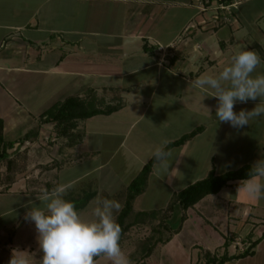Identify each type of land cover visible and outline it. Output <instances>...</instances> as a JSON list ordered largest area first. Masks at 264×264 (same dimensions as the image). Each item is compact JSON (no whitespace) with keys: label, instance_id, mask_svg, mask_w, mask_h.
I'll use <instances>...</instances> for the list:
<instances>
[{"label":"crops","instance_id":"crops-1","mask_svg":"<svg viewBox=\"0 0 264 264\" xmlns=\"http://www.w3.org/2000/svg\"><path fill=\"white\" fill-rule=\"evenodd\" d=\"M238 4L0 0L3 139L17 142L43 112L68 98L93 99L100 109L115 106L110 113L79 120L81 140L73 146L58 145L55 152V187L65 186L66 199L93 193L78 210L90 217L105 198L117 200L122 208L127 186L154 148L198 128L191 139L169 148L174 156L168 176L160 178L154 163L145 190L132 202L134 212L167 210L176 193L211 170L218 176L252 166L264 158V117L242 129L220 123L215 119L218 101L209 95L212 90L194 83L202 74H218L240 49L257 51V72H264V7L251 21L237 20L229 14ZM258 102L259 98L237 102L234 111L251 110ZM46 131L43 125L36 136L54 135ZM77 166L83 167L62 181L63 170ZM243 182H230L189 208L179 232L161 248L182 252L186 244L179 239L192 233L205 252L242 253L264 231V198L249 197L240 188ZM71 188L78 191L68 192ZM200 235L215 242L213 250L206 247L208 242L198 244ZM30 245L27 241L22 246ZM252 251V256L225 264H264V238Z\"/></svg>","mask_w":264,"mask_h":264},{"label":"clouds","instance_id":"clouds-1","mask_svg":"<svg viewBox=\"0 0 264 264\" xmlns=\"http://www.w3.org/2000/svg\"><path fill=\"white\" fill-rule=\"evenodd\" d=\"M260 65L257 51L240 49L218 74H202L194 82L201 89L212 90L209 95L218 101L215 110L218 122L242 129L250 121L264 117V72H257ZM257 98L259 102L251 110L234 111L237 102L247 103ZM173 156L166 144L152 151L149 158L156 162L160 178L171 172ZM240 188L249 197L264 198V158L250 167ZM65 191L63 185L45 191L37 197L43 206L32 205L25 213V221L34 223L38 233L40 264H96L100 256L107 257L111 264H128L120 246L121 227L116 218L121 204L115 199H102L91 218H84L75 204L64 197ZM9 264H31L28 252L14 250Z\"/></svg>","mask_w":264,"mask_h":264},{"label":"rangeland","instance_id":"rangeland-1","mask_svg":"<svg viewBox=\"0 0 264 264\" xmlns=\"http://www.w3.org/2000/svg\"><path fill=\"white\" fill-rule=\"evenodd\" d=\"M221 2L220 0H211L208 4L206 2L204 4L205 6L214 4V6L220 7L223 6ZM238 2V7L235 10L231 9L229 14L230 17L234 15V19L237 20L251 21L264 7V0H233L232 4ZM95 104L98 106V101ZM46 124L49 123H44L42 118L36 120L31 132L37 135L38 129L45 125L47 127L46 132L54 133V135L50 134V137L44 135V138H41L40 135L32 137L28 144L18 147L17 151L9 150V160L7 162H0V264H9L14 250L27 251L31 264H40L42 252L39 248L38 233L34 223L25 221L24 216L32 205H39L38 196L45 191L51 192L55 188V169L59 165L55 158L56 148L58 145L61 147L67 146L66 138L59 135L58 127L54 123L48 126ZM77 124L78 121H76V128L73 130L76 133L81 131L77 129ZM82 167L77 166L74 171H69L68 168L64 169L62 181L74 176ZM82 183L85 184V181L75 188H81ZM13 184L15 185L12 187ZM75 191L78 190L68 189V192L73 193ZM3 194L6 195L1 196ZM79 197L75 198L79 199ZM39 206L42 207L43 205ZM164 212V219L158 217L149 223L147 221L145 224L134 225L128 230L120 245L128 264H186V262L188 264H208L213 256H221V253L212 254L203 251L195 242L192 233L188 235L190 237L183 236L184 240L179 239L180 243L186 244L185 250L182 252L172 246L168 252L163 250L161 245L164 244V240H166L165 243L171 240L173 234H175L172 230L177 227L179 218V213L175 210L167 209ZM80 214L84 218H91L84 213ZM164 224L167 227L172 225V227L165 229ZM154 228L161 233H157V231L154 233ZM151 236L153 238L151 244L159 236L162 242L156 241L150 255L145 257L141 248L143 242H146ZM203 236L200 235L197 238L198 244L201 243V240L205 243L208 242L206 247L213 250L216 245L215 242H211L209 238ZM27 241L31 244L30 247L22 246ZM241 248H243V245ZM96 264H111V261L105 256H100L96 259ZM240 264L248 263L242 261Z\"/></svg>","mask_w":264,"mask_h":264},{"label":"trees","instance_id":"trees-1","mask_svg":"<svg viewBox=\"0 0 264 264\" xmlns=\"http://www.w3.org/2000/svg\"><path fill=\"white\" fill-rule=\"evenodd\" d=\"M203 3H209L211 0H201ZM224 6H228L232 4L233 0H220ZM116 107L114 106H106L103 109L97 107L93 99L89 101L79 100L78 98H68L61 103L55 104L52 107L48 108L42 114V120L44 123H54L56 127L59 129V135L61 137L66 138L67 146H73L77 144L82 138V132L78 131V133L73 132L76 128V121L86 119L88 117L102 114V113H110L114 111ZM3 122L0 119V162L9 160L8 151L13 149L17 151L18 147L23 145L25 141L32 139L36 134L32 132H28L22 138H20L17 142H7L3 139L2 135ZM201 128L182 136L179 140L171 142L167 145V148H171L175 145H180L184 143L186 140L191 139L197 132L200 131ZM17 143V147L14 145ZM154 159H150L142 168L139 175L130 182V184L126 188L125 194V202L121 210L117 213L116 218L121 227V239H124L128 230L134 225L145 224L148 221L156 220L158 217L164 219L165 215L163 212H134L132 209V202L137 195L142 193L146 188V180L147 176L151 171L152 166L154 165ZM250 165H245L237 170L228 171L222 175L216 176L211 170L208 175L197 181L185 189L179 191L175 194L169 208L172 211H176L179 213L178 224L177 227L172 230L173 233H178L183 221L186 219V211L193 207L198 201L204 198L207 195L217 194L222 188L226 187L230 182L233 181H244L247 178ZM94 197L93 193H84L80 195L79 199L71 198L72 202L75 204L76 209H83L88 202ZM161 223V222H160ZM165 229H169L172 225L168 226L166 224L163 225ZM156 228L153 229V232L156 233ZM157 233H161L159 230ZM264 238V231L260 238L251 242L250 245L242 252L237 255L228 256L226 252H224L221 256H213L208 264H225L228 261L242 259L248 256L253 255L252 249L260 242V240ZM152 236L143 242L141 251L143 256L148 257L150 255L153 247L155 246L156 241L162 242L160 240V236L152 242ZM166 240L163 241L165 243ZM226 246V242H225ZM97 257L96 259H98Z\"/></svg>","mask_w":264,"mask_h":264}]
</instances>
